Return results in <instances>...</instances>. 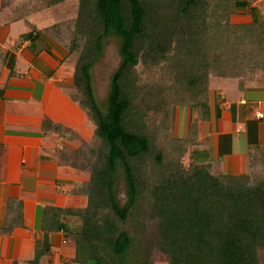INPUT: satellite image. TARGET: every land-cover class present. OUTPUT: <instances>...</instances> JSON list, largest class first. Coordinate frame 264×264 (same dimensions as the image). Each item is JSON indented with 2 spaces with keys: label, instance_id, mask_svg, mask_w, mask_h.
Here are the masks:
<instances>
[{
  "label": "trees",
  "instance_id": "trees-1",
  "mask_svg": "<svg viewBox=\"0 0 264 264\" xmlns=\"http://www.w3.org/2000/svg\"><path fill=\"white\" fill-rule=\"evenodd\" d=\"M259 1L77 0L61 8L51 27L26 35L36 39L47 30L55 39L69 26L74 99L95 126L91 140L70 155V165L89 174L77 187L86 207L52 210L77 218L73 228L60 225L75 241V262L155 264L144 252L152 246L166 264H264V168L216 176L202 153L189 151L190 139L172 131L175 107L207 105L212 79L264 84ZM240 11H250V20L233 21ZM112 36L121 62L103 110L91 69ZM139 66H157L162 75L145 84ZM260 155L264 163V147L252 148L249 166ZM120 173L124 205L116 194ZM147 220L156 226L152 243L143 239ZM130 224L141 234L136 242Z\"/></svg>",
  "mask_w": 264,
  "mask_h": 264
},
{
  "label": "crops",
  "instance_id": "crops-1",
  "mask_svg": "<svg viewBox=\"0 0 264 264\" xmlns=\"http://www.w3.org/2000/svg\"><path fill=\"white\" fill-rule=\"evenodd\" d=\"M70 1L0 0V264H96L74 261L75 241L60 225L73 228L77 218L52 211L86 207L77 187L89 174L70 155L95 126L74 99L65 51L45 32L26 38ZM239 14L250 20V11ZM172 131L190 139L189 151L202 153L214 175L247 174L251 149L264 147V84L212 79L208 104L176 107Z\"/></svg>",
  "mask_w": 264,
  "mask_h": 264
},
{
  "label": "rangeland",
  "instance_id": "rangeland-1",
  "mask_svg": "<svg viewBox=\"0 0 264 264\" xmlns=\"http://www.w3.org/2000/svg\"><path fill=\"white\" fill-rule=\"evenodd\" d=\"M31 1H34V0H31ZM74 1L75 0H71L70 2L74 3ZM39 3H40V5L44 4L42 2H39ZM256 5L259 7L260 17L264 21V0H260L259 2L256 3ZM247 12L249 13V11H247ZM241 15H243V14H241ZM241 15L240 14L236 15L233 18V21H238L236 19V17L241 16ZM243 16H245V15H243ZM56 22H58V21L52 22V25L55 24ZM63 23H65V21ZM37 25L39 27H43V29H46L47 27L52 26L51 23L49 24V22H43V21L38 22ZM64 27H66L67 30ZM64 27H63L62 32L59 33V30L56 31L57 32V36H56L57 38L55 37V39H57V41L47 33V30L45 31V33H46V35H48L49 39H51L53 42H55L59 47H61L65 51V53L67 54V59L71 60V57L69 56V53H68V49L66 47L69 44V36H67L68 35L67 32L69 31L68 30L69 26H64ZM71 30H72V27H71ZM71 62H72L71 64L74 65V63H75V57L74 56H73ZM120 62H121L120 42H119L118 38H116L114 36L109 37L104 42L103 51H102L100 58L98 59L96 64L91 69L95 98L103 110H106V107H107V97H108V93H109L111 77H112L113 73L117 70V68L119 67ZM137 71H138L143 83H145V84H147V83L150 84L152 81L154 82V81L158 80L159 76L161 77V75H162L159 67H157V66L152 67V68H149L148 66H139L137 68ZM259 71L260 70L258 69L257 72H259ZM249 72H251V71H249ZM247 73H248V71H247ZM258 74H262V73L259 72ZM251 75L252 74L249 73V77H252ZM261 80L264 81V75L261 78ZM173 122H174V116H173ZM155 123L157 125L159 123H161L160 116H158L156 118ZM95 145H97V144L95 143ZM169 147H170V144L167 143V146H166L167 151H170L171 148H169ZM175 156H178V155L175 154ZM262 158L263 157H261V155H260V157H258L256 159V161L251 162V164L249 166L248 173H250V171L254 170L255 172H257L256 174H258L263 170L264 163H263ZM182 163L184 166H187L188 161L186 160V158L182 159ZM263 172H264V170H263ZM79 175H83V174L79 173ZM84 176H86V175H84ZM81 179H83V178H81ZM86 181H83V182L79 181V185H82V183H84ZM116 188H117L116 194H117L118 202L121 205H124V203L126 201V186H125V182L123 179V175L121 173L119 174L118 183H117ZM138 224H139V221L136 222L137 226H138ZM136 225L130 224L127 226L129 232L131 233V235L134 238V242H136V240H138L139 237L141 238V234H139V232L136 230ZM144 228H145L144 229V236L145 237L143 238L144 241L146 243L147 242L152 243V242L156 241L158 236L156 233L155 224L152 221L147 220V221H145V227ZM144 252H145V254H147V257H149V259L152 260V262L155 261V264H166L165 262H162L160 260L161 256L154 247L150 246L149 250L148 251L144 250Z\"/></svg>",
  "mask_w": 264,
  "mask_h": 264
},
{
  "label": "built area",
  "instance_id": "built-area-1",
  "mask_svg": "<svg viewBox=\"0 0 264 264\" xmlns=\"http://www.w3.org/2000/svg\"><path fill=\"white\" fill-rule=\"evenodd\" d=\"M1 54H2V50H1V48H0V60H1Z\"/></svg>",
  "mask_w": 264,
  "mask_h": 264
}]
</instances>
